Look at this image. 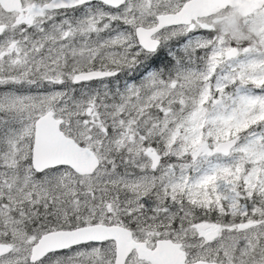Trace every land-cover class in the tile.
<instances>
[{
    "label": "snow or ice",
    "instance_id": "snow-or-ice-1",
    "mask_svg": "<svg viewBox=\"0 0 264 264\" xmlns=\"http://www.w3.org/2000/svg\"><path fill=\"white\" fill-rule=\"evenodd\" d=\"M0 264H264V0H0Z\"/></svg>",
    "mask_w": 264,
    "mask_h": 264
}]
</instances>
